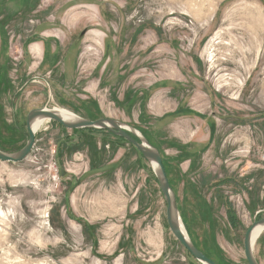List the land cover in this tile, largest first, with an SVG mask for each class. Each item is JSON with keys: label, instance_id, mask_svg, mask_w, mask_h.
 <instances>
[{"label": "rangeland", "instance_id": "374dc122", "mask_svg": "<svg viewBox=\"0 0 264 264\" xmlns=\"http://www.w3.org/2000/svg\"><path fill=\"white\" fill-rule=\"evenodd\" d=\"M41 108L140 130L197 248L248 264L264 217V0H0L1 150L26 145ZM166 209L134 145L49 122L26 160L0 161V264H200Z\"/></svg>", "mask_w": 264, "mask_h": 264}, {"label": "water", "instance_id": "95a60500", "mask_svg": "<svg viewBox=\"0 0 264 264\" xmlns=\"http://www.w3.org/2000/svg\"><path fill=\"white\" fill-rule=\"evenodd\" d=\"M39 120L54 122L63 126L65 129L72 131L97 130L109 132L117 137L127 140L129 143L134 145L136 149L142 154L144 159L148 162L158 180L161 193L167 204V223L174 237L200 264H217L201 250H199L189 234L183 231V222L178 209L176 195L170 184L161 152L149 142V140L140 130L126 123L109 118L89 120L78 115H76L74 120H68L65 119L57 110H55V108L34 109L27 115L26 135L28 140L26 145L15 153H7L0 149L1 162L17 164L26 160L35 146L37 132L34 131V126ZM258 228L264 230V217L259 220H255L245 234L244 255L248 264H260L255 255V245L257 241L253 239L254 232Z\"/></svg>", "mask_w": 264, "mask_h": 264}, {"label": "bare ground", "instance_id": "6f19581e", "mask_svg": "<svg viewBox=\"0 0 264 264\" xmlns=\"http://www.w3.org/2000/svg\"><path fill=\"white\" fill-rule=\"evenodd\" d=\"M55 110H57L65 119L74 120L76 118V114L69 112L67 110L59 109V108H55ZM48 123L49 122L47 120H43V121L39 120L38 122H36V124L34 126V131L38 132L39 130H41V128L45 124H48ZM182 229L184 232H187L183 223H182ZM263 233H264L263 229H261V228L256 229L254 232V238L253 239L257 241L262 236Z\"/></svg>", "mask_w": 264, "mask_h": 264}, {"label": "crops", "instance_id": "0c3cea01", "mask_svg": "<svg viewBox=\"0 0 264 264\" xmlns=\"http://www.w3.org/2000/svg\"><path fill=\"white\" fill-rule=\"evenodd\" d=\"M53 30L56 31V30H57V27H54ZM55 43H56V46H55L54 50L52 51V53H51V57H50V60H51V59H54V64L56 63L55 60L58 58V57H57V56H58V54H57V50H58L59 47L57 48V45H60L59 41H56ZM35 46H37L38 49H39L38 54H39L40 52L42 53V48H40V46H38V45H35ZM59 65H60V64H58V66H59ZM58 66H56V67H58ZM63 67H64V68H68V69H70V68H71V64H69L68 62H66V63H64ZM58 68H59V67H58ZM68 69H66V70H68Z\"/></svg>", "mask_w": 264, "mask_h": 264}, {"label": "trees", "instance_id": "16d2710c", "mask_svg": "<svg viewBox=\"0 0 264 264\" xmlns=\"http://www.w3.org/2000/svg\"><path fill=\"white\" fill-rule=\"evenodd\" d=\"M73 131H78V130H73ZM85 131H97V130H85ZM100 132H104V131H100Z\"/></svg>", "mask_w": 264, "mask_h": 264}]
</instances>
